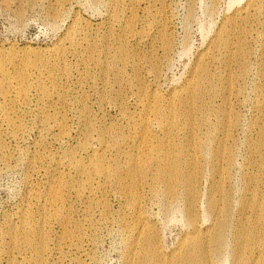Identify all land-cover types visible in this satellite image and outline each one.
Wrapping results in <instances>:
<instances>
[{
    "label": "rangeland",
    "instance_id": "1",
    "mask_svg": "<svg viewBox=\"0 0 264 264\" xmlns=\"http://www.w3.org/2000/svg\"><path fill=\"white\" fill-rule=\"evenodd\" d=\"M257 1L0 0V57L28 83L26 101L13 93L8 113L0 110V264H142L132 247L139 213L157 233L161 264L171 262L189 231L181 191L166 198L151 167L139 176L131 206L116 178L90 184L83 168L102 154L108 167L121 169L140 153L142 135L150 144L163 141L149 112L153 98H174L184 108V88L201 65L209 93L196 94L206 121L196 131L204 143L197 224H211L207 198L218 183L229 227L212 264H232L234 230L243 225L251 246L264 244V0ZM218 35L226 42L216 49ZM172 140L182 157L188 142L176 130ZM37 244L44 246L39 259Z\"/></svg>",
    "mask_w": 264,
    "mask_h": 264
},
{
    "label": "bare ground",
    "instance_id": "2",
    "mask_svg": "<svg viewBox=\"0 0 264 264\" xmlns=\"http://www.w3.org/2000/svg\"><path fill=\"white\" fill-rule=\"evenodd\" d=\"M256 2L258 1L249 0L248 3L251 7V5L254 6ZM257 7L258 6H256V9H258ZM126 30L131 32L132 28L130 26H127ZM165 38L161 40L162 49L164 50L163 52H167L168 48L170 47L167 41L168 39L166 40ZM224 39L225 38L222 39V37L218 35L216 37V40H213L212 42L213 47L218 49L219 46H221L223 43L225 45L226 41ZM119 47L120 48H118V51H119L118 55H121V56L117 60L121 62L123 61L121 57L123 56V53L125 52L123 51V44H120ZM236 51L238 52L237 54L241 55L242 51H241L240 46L238 47V50ZM5 63H6L5 59L0 57V86L2 87V91L0 93V97H1L0 110L7 111L8 113V110L11 108L10 107L11 103H9V101L11 100L13 93L15 94L16 98H19L21 100L25 99L26 101L25 97L27 96L28 83L26 80L25 73L22 70L20 74L12 75L6 69ZM121 75L122 73L119 70L116 73V78L118 80L121 79L120 78ZM206 79H207V74L205 71V66L201 65L195 70L192 80H190V82L184 88V97L182 96L184 99V108H182L179 111L176 107L177 103L175 104L174 98L167 102H164L162 98L159 97L158 95L154 96L153 98L154 102L151 103L152 105L150 107L149 106L148 107H149L150 114L153 116L151 119H154L153 121L156 120L158 125L165 132V138L162 139L163 141L157 142L155 144H150L147 141L146 135H142L143 138L141 141H143V143H142L141 148H139L140 153L139 154L137 153L138 155H135V156L128 155L129 157L127 156L128 159L126 162V166H124L125 168L121 166V169H118L120 168L118 167L114 170L113 168L108 167L109 165L107 166V164L105 163V160L102 154L95 155L93 158H91L90 162L86 165V167L83 168V173L85 175V178L90 184L94 183V181L97 180L98 178H104V179H106L107 177L116 178L120 190L124 193L125 197L128 198L131 206L132 205L135 206L134 203L136 204L138 202L137 200L139 198V193H138L139 176L142 175L147 169L151 167L152 168L154 167V169L156 168L155 169L156 171L154 170L155 173L153 175V179L157 183H160V186H161L160 188L163 191L162 193L164 196H166V198L172 199L174 198V196L177 194L179 190L181 191V195L184 197V201H185V208H184L185 209L184 210L185 211L184 212L185 213V223L187 224L189 231L187 232L186 237L182 238L183 240L181 239L182 241L180 242L178 246L179 250L178 249H177L178 251L175 250L178 254L175 256V258L173 259L171 258L172 260H170L171 262H169L168 264H212L213 258L219 255L220 249H222L221 246L224 242L226 230L229 227L227 216H228V210L230 209H228L227 202L225 199L226 192L224 193L225 194L224 195L222 191L223 188L221 189L218 183L212 184L214 185V187L211 189V191H209L208 198H207L208 200H207L206 208L212 216L211 224L204 228H200L196 220L197 218L196 217L197 212L195 210L196 209V199H197L196 183L199 180V176L202 174L199 159H198V153H199V149L202 150L203 149L202 147L204 146L203 140H201V138L199 139V141L196 140L197 139L196 131H197V128L199 129L201 124L204 122V117H205V115L203 114V112L205 113V111L202 112L201 107L197 105L196 103V94L209 93L207 90L204 91V88H205L204 82L206 81ZM40 92L44 94L46 92L44 85H42L41 83H40ZM198 114H201V115L197 116ZM12 123H14V121ZM204 123H206V121ZM173 130H176L177 135L180 138L181 137L185 138L186 142H188L187 144H189L186 153L182 157H181L182 149L178 151L179 149L177 148V151H176L175 144L173 143V140H172ZM119 140L120 139H116V141H119ZM99 142L101 144L103 140L100 138ZM191 150L193 152H191ZM223 155H224V152L220 153L219 151V153L216 156L221 157ZM122 168H124L125 172L127 173V177L125 180H122L121 176L118 177V174H120L118 173V170H122ZM123 177L125 178V176ZM57 191H59V189L53 190L51 194V198L53 200H56L57 196H59L57 194ZM60 213L61 212L58 209H55L54 212H52V215H54V218H55V216L57 217L60 216ZM258 215H261V214H258ZM145 216L146 215H142L140 213L138 216H136L137 217L136 227L139 233V238H138V242L134 244V246L132 247H134V249L136 250L138 258L140 254L141 259L140 258L139 259L142 262V264L143 263L144 264H161L163 253L161 252L160 247L157 244V241H158L157 236H156L157 233H155L152 225L149 224V220H148L149 218H146ZM259 217L260 216H258V218ZM259 223H261V221ZM257 224H254V225L257 226ZM25 225L22 224L19 227L20 232L23 233L26 230ZM244 226L245 225L238 227L234 230L233 243L231 247L232 264H264V256H261V254H263L262 252L264 251L263 250L264 246H259L260 244L261 245H264V244H262V242L260 243L261 240L259 238L260 241L258 243L260 244H258L257 246L253 244L254 246H251L252 233L251 231L247 230L248 228L247 229L244 228ZM257 235L259 236V234ZM44 242L45 241L42 238L41 243H44ZM42 248H44L43 244L42 245L37 244V247L35 249L36 250L35 254L38 259H39L38 253L39 252L41 253ZM137 249H139V253L137 252ZM254 255H256L257 258H255ZM167 260L168 259H166V261ZM129 264H133V262H130Z\"/></svg>",
    "mask_w": 264,
    "mask_h": 264
}]
</instances>
